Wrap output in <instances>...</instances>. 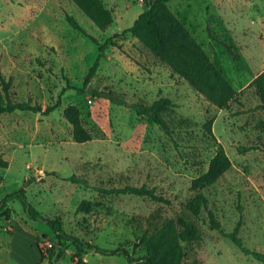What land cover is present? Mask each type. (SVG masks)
<instances>
[{"label":"rangeland","instance_id":"1","mask_svg":"<svg viewBox=\"0 0 264 264\" xmlns=\"http://www.w3.org/2000/svg\"><path fill=\"white\" fill-rule=\"evenodd\" d=\"M102 1L113 15L104 31L70 0H0V69L11 81L12 100L29 99L45 108L60 98V106L47 115L18 110L0 115L5 162L0 165V199L23 186L26 199L66 234L127 249L133 257L147 253L143 235L150 221L182 214L191 223L189 240L182 242V264H264L211 228L204 209L196 216L185 209L196 193L192 180L223 150L228 169L201 193L223 231H232L240 220L242 243L264 253V110L250 85L264 70V0L166 4L234 90L222 107L206 100L129 33L114 39L116 45L106 49L85 84L97 46L69 26L65 13L102 43L146 8L143 0ZM206 19L235 43L239 60L208 39ZM94 91L112 92L127 104ZM159 98L172 103L168 117L177 122L171 135L130 106ZM68 105L79 109L89 141L72 139L63 116ZM142 185L164 200L100 190ZM6 207L8 219L0 217V264H17L9 251L11 237L32 231L29 226L43 255L35 264H128L122 255L87 249L77 254L70 241L58 242L46 223L31 219L18 198Z\"/></svg>","mask_w":264,"mask_h":264},{"label":"trees","instance_id":"2","mask_svg":"<svg viewBox=\"0 0 264 264\" xmlns=\"http://www.w3.org/2000/svg\"><path fill=\"white\" fill-rule=\"evenodd\" d=\"M73 2L101 31L113 21L112 10L107 8L102 0H70ZM169 0H143L146 8L138 14L132 24L120 33H114L99 43L96 38L89 35L76 19L65 13V20L71 28L89 38L97 46V56L85 76V84L95 75L100 60L104 58L106 49L115 46L114 39L119 35L129 33L145 46L153 55L160 59L170 69L181 76L188 84L206 100L216 107H222L234 95V90L216 68L211 59L199 46L193 36L187 32L177 18L169 11L166 4ZM205 32L211 42L225 49L232 60H239L241 55L235 43L227 40L218 25L212 19H206ZM259 99L258 107L264 110V70L251 82ZM11 81L6 79L0 69V115L18 111H30L47 115L60 106V98L54 104L42 108L39 104H32L30 100L13 101L11 93ZM97 95H105L110 101L125 105L126 101L107 94L94 91ZM140 117L156 123L168 135H171L176 120L168 117L172 103L167 98H159L150 104L132 103L130 105ZM63 116L72 127V139L77 143H83L91 139L90 132L82 124L80 111L75 105H68L63 110ZM5 164L0 157V165ZM229 160L223 150H219L210 160L208 169L203 174L194 178L191 182L195 195L185 205L186 211L196 216L201 209L207 212L209 226L217 230L223 237L228 238L242 253L251 255L264 263V253L246 247L238 231L240 220L237 221L233 230L225 232L221 229L212 211L208 209L206 197L201 190L214 183L229 167ZM103 193L132 194L136 196H149L155 200L163 201V197L154 194L152 189L145 185L125 186L122 188H100ZM12 198L21 201L25 213L33 220L46 223L53 231L56 240H68L77 250L87 249L103 256H124L128 264H182L185 251L182 242L189 240V227L191 223L183 215L173 218H162L159 221L149 222L150 227L145 230L144 238L147 253L141 257H133L127 249H109L89 242H84L75 236L66 234L59 223L41 215L35 207L26 199L24 187L17 191L6 194L0 200V217L8 219L9 209L7 202ZM148 231L150 232L148 234ZM39 252L42 255L38 240H36ZM55 245L48 249L49 257L52 255Z\"/></svg>","mask_w":264,"mask_h":264},{"label":"crops","instance_id":"3","mask_svg":"<svg viewBox=\"0 0 264 264\" xmlns=\"http://www.w3.org/2000/svg\"><path fill=\"white\" fill-rule=\"evenodd\" d=\"M27 229L32 231H16L11 237L9 251L17 264H35L40 257L33 228Z\"/></svg>","mask_w":264,"mask_h":264}]
</instances>
